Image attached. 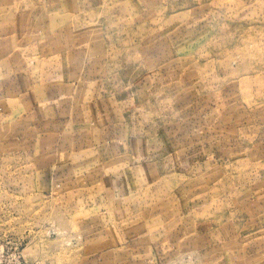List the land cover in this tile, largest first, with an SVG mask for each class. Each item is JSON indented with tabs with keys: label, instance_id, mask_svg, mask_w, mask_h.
<instances>
[{
	"label": "rangeland",
	"instance_id": "rangeland-1",
	"mask_svg": "<svg viewBox=\"0 0 264 264\" xmlns=\"http://www.w3.org/2000/svg\"><path fill=\"white\" fill-rule=\"evenodd\" d=\"M31 2L0 0V264H264V0ZM9 59L75 105L41 120Z\"/></svg>",
	"mask_w": 264,
	"mask_h": 264
},
{
	"label": "crops",
	"instance_id": "crops-1",
	"mask_svg": "<svg viewBox=\"0 0 264 264\" xmlns=\"http://www.w3.org/2000/svg\"><path fill=\"white\" fill-rule=\"evenodd\" d=\"M38 1V0H37ZM51 0H45L44 3H50ZM64 1V0H62ZM27 2L30 4L31 0H27ZM33 3L31 2V5ZM2 6V4L0 5V7ZM42 7L41 8H38V7H33L32 8H29L27 9V11H33L35 10V13L39 10L41 11ZM43 12V11H42ZM30 12L27 13L26 10L21 14V13H18L16 15V17H20L21 18V21L17 23V21L14 22L13 24V27L15 28L14 29V33L13 35H15V38H16V44L13 48H15L16 50H21L25 47H23L21 45V41L23 39L22 36H17V33L21 30L17 29L19 26H23L25 25L24 23H27V21H24L25 18H30ZM43 14H46L45 11L43 12ZM42 14V15H43ZM41 14H37V16H40ZM10 27V26H8ZM24 30L21 32L23 33ZM18 33V34H19ZM32 46V44L30 45ZM30 46H27V47H30ZM6 57L10 58L9 55H5ZM0 60H2V57L0 58ZM11 59L9 60H3V62H1V74H2V68L4 67V70L6 72H11V73H14L16 75V78H17V83H16V94H20L21 95V87L22 85L25 86V88L22 90V94H23V97H28L30 102H31V106H32V112H37V109H38V113L41 112V108H46V109H49L48 110V113H47V116L41 120L43 121H51L54 119V116L57 118V113H53L50 111V109L53 107V104L54 106H57V102H59L60 100H62V102L59 104L62 109L61 110H64V113L66 112L67 108L66 106L68 105L69 108L71 109L75 104V100L73 99L74 96L73 94L70 92H63V88H62V84L61 83H58V82H55V81H52V82H47V83H42L44 82L43 80H41L42 82H39V79H33L31 80V87L28 86V82L26 81L27 79L25 78L26 74L25 72H27V66L25 67V69H22V68H18V66H14L15 67V70H14V67L12 66V62L10 61ZM28 65V64H27ZM13 67V68H12ZM31 71V70H29ZM8 76H10L9 74H7ZM47 81V80H46ZM45 81V82H46ZM8 90H11V89H8ZM12 91V90H11ZM24 94H26L27 96H24ZM21 105H23V107H26L25 106V103L24 102H21ZM59 108V107H58ZM52 110L54 111V108H52ZM42 113V112H41ZM60 113V112H59ZM66 114V113H65ZM70 117V113L68 115H65V117ZM40 119V118H39ZM40 120V121H41ZM90 125H92L91 123H89ZM56 126H59V125H56ZM84 127L88 128L86 125H84ZM95 131H98L97 128H94ZM94 134V133H93ZM94 139H91V142H93ZM98 140L96 141L95 144H98ZM88 154H91V153H88ZM117 154H113V152L111 151L110 154L105 158V154L103 152V156L100 155L99 153L95 154L94 155V160L92 159L91 161L95 162L96 165L101 164L103 163V161H113L117 158ZM79 159H81V155L79 156ZM83 172H86V170L82 169V167H78V168H74V173L75 175H82ZM102 197V196H101Z\"/></svg>",
	"mask_w": 264,
	"mask_h": 264
}]
</instances>
